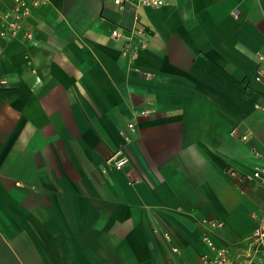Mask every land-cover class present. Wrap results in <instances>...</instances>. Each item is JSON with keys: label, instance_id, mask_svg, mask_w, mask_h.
I'll list each match as a JSON object with an SVG mask.
<instances>
[{"label": "crops", "instance_id": "obj_1", "mask_svg": "<svg viewBox=\"0 0 264 264\" xmlns=\"http://www.w3.org/2000/svg\"><path fill=\"white\" fill-rule=\"evenodd\" d=\"M39 1L33 39L0 35V264H198L208 221L247 250L264 0Z\"/></svg>", "mask_w": 264, "mask_h": 264}, {"label": "built area", "instance_id": "obj_2", "mask_svg": "<svg viewBox=\"0 0 264 264\" xmlns=\"http://www.w3.org/2000/svg\"><path fill=\"white\" fill-rule=\"evenodd\" d=\"M129 2L141 7L159 9L166 5L168 0H115V3L121 8H124ZM39 5V0H15L12 9L6 11L4 14V22L7 27L0 32V35L4 37L8 35H22V37L27 40L33 39V31L24 30V27L26 20L31 17L33 10ZM114 35L118 36L119 33L115 32ZM263 76L264 72H259L257 79L261 80ZM142 114L146 115L148 111L145 110ZM126 130L130 133H134L136 131V125L134 123H128ZM114 158L115 155L112 159ZM127 162L128 159L122 156L115 161V166L116 168H122ZM231 174L234 176L237 175L234 171H232ZM245 176L249 179L257 180L260 184H264V168L258 167L255 169L252 176L244 175V177ZM260 217L262 223L254 231L249 247L247 250L241 251L238 256L233 255L232 250L228 246L219 244L214 237V233L224 227V222L208 221L209 233L203 236V243L206 246V250L201 254L198 264H264V211ZM164 237L167 241H171L169 233L165 232ZM172 251L176 254L180 253V249L177 246H173Z\"/></svg>", "mask_w": 264, "mask_h": 264}]
</instances>
